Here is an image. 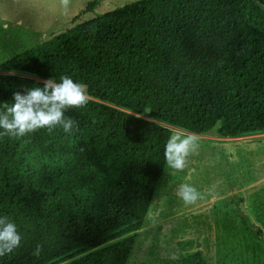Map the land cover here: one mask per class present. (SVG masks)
<instances>
[{"label": "trees", "instance_id": "1", "mask_svg": "<svg viewBox=\"0 0 264 264\" xmlns=\"http://www.w3.org/2000/svg\"><path fill=\"white\" fill-rule=\"evenodd\" d=\"M65 75L89 96L65 113L72 133L0 136V216L21 235L0 264H127L166 165L165 126L264 134V0L131 2L0 64V103Z\"/></svg>", "mask_w": 264, "mask_h": 264}, {"label": "rangeland", "instance_id": "2", "mask_svg": "<svg viewBox=\"0 0 264 264\" xmlns=\"http://www.w3.org/2000/svg\"><path fill=\"white\" fill-rule=\"evenodd\" d=\"M90 1L0 0V64L137 0H99L84 12ZM195 136L198 147L183 171L165 165L127 264H264V134L226 139L215 128ZM185 183L200 193L195 203L176 195ZM235 213L248 217L260 237Z\"/></svg>", "mask_w": 264, "mask_h": 264}, {"label": "clouds", "instance_id": "3", "mask_svg": "<svg viewBox=\"0 0 264 264\" xmlns=\"http://www.w3.org/2000/svg\"><path fill=\"white\" fill-rule=\"evenodd\" d=\"M67 5L69 0H63ZM9 75H15L10 71ZM37 86H25L22 91L13 93L11 103H0V136L23 138L40 129L51 133L61 128L70 134L77 122L67 117L69 109L86 107L89 96L87 86L74 82L70 76L49 78ZM197 137L194 134L176 131L172 133L164 147L167 166L174 171H183L187 167L188 157L197 149ZM176 195L186 204L195 203L200 198L198 190L185 183L178 186ZM21 235L16 224L8 216H0V257L12 253L20 246ZM41 246H37L33 255L39 256Z\"/></svg>", "mask_w": 264, "mask_h": 264}]
</instances>
